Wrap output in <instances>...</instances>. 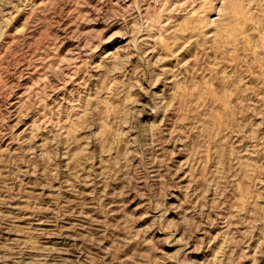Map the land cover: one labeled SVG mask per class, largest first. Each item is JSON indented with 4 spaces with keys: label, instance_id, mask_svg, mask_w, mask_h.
<instances>
[{
    "label": "rangeland",
    "instance_id": "1",
    "mask_svg": "<svg viewBox=\"0 0 264 264\" xmlns=\"http://www.w3.org/2000/svg\"><path fill=\"white\" fill-rule=\"evenodd\" d=\"M0 264H264V0H0Z\"/></svg>",
    "mask_w": 264,
    "mask_h": 264
}]
</instances>
